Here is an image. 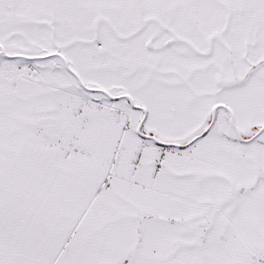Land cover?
<instances>
[{
	"label": "snow or ice",
	"instance_id": "snow-or-ice-1",
	"mask_svg": "<svg viewBox=\"0 0 264 264\" xmlns=\"http://www.w3.org/2000/svg\"><path fill=\"white\" fill-rule=\"evenodd\" d=\"M0 264H264V0H0Z\"/></svg>",
	"mask_w": 264,
	"mask_h": 264
}]
</instances>
